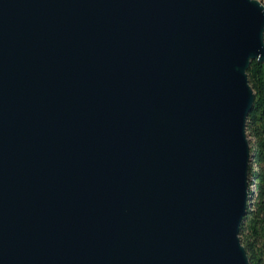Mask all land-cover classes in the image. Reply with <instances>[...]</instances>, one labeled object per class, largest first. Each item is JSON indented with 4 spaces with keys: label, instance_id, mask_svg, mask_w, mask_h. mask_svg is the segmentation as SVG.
<instances>
[{
    "label": "water",
    "instance_id": "1",
    "mask_svg": "<svg viewBox=\"0 0 264 264\" xmlns=\"http://www.w3.org/2000/svg\"><path fill=\"white\" fill-rule=\"evenodd\" d=\"M259 0H0V264H248Z\"/></svg>",
    "mask_w": 264,
    "mask_h": 264
},
{
    "label": "trees",
    "instance_id": "2",
    "mask_svg": "<svg viewBox=\"0 0 264 264\" xmlns=\"http://www.w3.org/2000/svg\"><path fill=\"white\" fill-rule=\"evenodd\" d=\"M259 1L264 6V0ZM246 79L254 99L245 119L250 150L247 165L249 197L238 237L248 264H264V63L251 61L246 69Z\"/></svg>",
    "mask_w": 264,
    "mask_h": 264
}]
</instances>
